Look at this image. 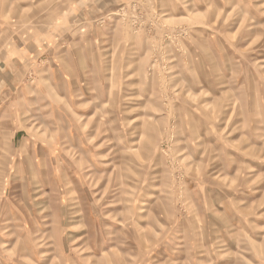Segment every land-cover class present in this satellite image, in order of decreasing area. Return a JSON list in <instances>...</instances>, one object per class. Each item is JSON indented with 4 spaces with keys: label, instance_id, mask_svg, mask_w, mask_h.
I'll return each mask as SVG.
<instances>
[{
    "label": "rangeland",
    "instance_id": "374dc122",
    "mask_svg": "<svg viewBox=\"0 0 264 264\" xmlns=\"http://www.w3.org/2000/svg\"><path fill=\"white\" fill-rule=\"evenodd\" d=\"M0 264H264V0H0Z\"/></svg>",
    "mask_w": 264,
    "mask_h": 264
}]
</instances>
